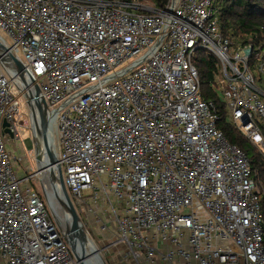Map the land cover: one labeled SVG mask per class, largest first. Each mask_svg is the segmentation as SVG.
Returning a JSON list of instances; mask_svg holds the SVG:
<instances>
[{
  "label": "built area",
  "instance_id": "2783aa9c",
  "mask_svg": "<svg viewBox=\"0 0 264 264\" xmlns=\"http://www.w3.org/2000/svg\"><path fill=\"white\" fill-rule=\"evenodd\" d=\"M212 3L0 0V264H79L49 209L58 181L19 174L8 148L35 86L33 137L39 102L56 177L58 167L73 206L124 261L264 264V174L216 128L192 63L199 49L218 59L229 119L264 163V83L253 75L264 76V51L251 70L252 47L221 35Z\"/></svg>",
  "mask_w": 264,
  "mask_h": 264
},
{
  "label": "trees",
  "instance_id": "16d2710c",
  "mask_svg": "<svg viewBox=\"0 0 264 264\" xmlns=\"http://www.w3.org/2000/svg\"><path fill=\"white\" fill-rule=\"evenodd\" d=\"M131 1V0H120ZM139 4L163 8L168 0H133ZM212 9L218 19L220 33L231 44L253 49L251 70H254L255 54L264 51V0H213ZM192 63L197 70L199 91L203 101L212 102L216 109V128L227 142L237 146L249 160L259 178L264 174L261 154L240 134L229 119L224 101L221 98L219 83L222 80L218 59L204 49L195 52ZM258 85H263L264 76L255 75Z\"/></svg>",
  "mask_w": 264,
  "mask_h": 264
},
{
  "label": "rangeland",
  "instance_id": "374dc122",
  "mask_svg": "<svg viewBox=\"0 0 264 264\" xmlns=\"http://www.w3.org/2000/svg\"><path fill=\"white\" fill-rule=\"evenodd\" d=\"M144 6L152 7L151 5L147 3H142ZM14 95H18L16 90H13ZM20 106H19V122H21V126L19 128V137L18 140H12L10 145L8 146L11 153L16 157L17 166H18V173L19 174H25V175H32L38 170L41 169L40 166V159L43 157V153L41 151V148L38 145L37 140L33 137L32 129L30 127V121H29V109L26 106V103L23 98L19 99ZM50 143L52 147L51 142V135H50ZM53 148V147H52ZM42 170V169H41ZM49 172L46 173V175ZM41 179V177H38ZM37 177L32 178L31 185L34 187V189L41 195L43 200H45V196L42 189V182ZM49 179V175L47 176V180ZM54 193L52 190L46 188L47 190V196L48 201L51 204V209L53 211L50 212L54 216V220L59 225V227L64 228L65 222L63 221V214L60 210V206L57 205L54 198H59L58 192L55 191ZM74 207V206H73ZM76 213L78 214L81 223L83 225L84 232L86 234L87 239L89 240L88 243L90 244L91 248L86 245L84 250V245H81L78 247L77 250L82 253L83 259L88 262V264H96L94 259V253L92 248L95 250V252L98 251V255L100 259L103 261V264H120V261H122L121 264H132L130 260L124 261L126 258V252H124V248L119 245H114V238L110 236L109 233L101 232L97 225L94 223V219L92 216H86L83 214V212H80V210L77 207H74ZM84 213H87V209L84 208ZM108 208L104 209L105 212H108ZM53 212V213H52ZM85 216L88 222H85ZM122 258V260H121Z\"/></svg>",
  "mask_w": 264,
  "mask_h": 264
},
{
  "label": "water",
  "instance_id": "95a60500",
  "mask_svg": "<svg viewBox=\"0 0 264 264\" xmlns=\"http://www.w3.org/2000/svg\"><path fill=\"white\" fill-rule=\"evenodd\" d=\"M9 56H10V58L14 64L16 70L21 71L22 70L21 63L11 54ZM35 91H36L35 97H29V96L23 95V99H24L27 106H30L32 99L36 100V101L38 100L37 99L38 88L36 86H35ZM36 103H37L38 116H39L38 126H37V121L35 120V118L34 117H32V118H33V122L35 123L37 133L40 136V138L42 139V145H43V148H44L45 153L47 154V158H48V170H50V169H53V166L55 164H57V160H56L54 153L49 150V146H48V143H49L48 136H47L48 125H47V122L45 119V112H44L45 106L39 102H36ZM245 124H246V122L244 121L243 125H245ZM3 126L6 127L7 124L4 123ZM4 133H7L11 138L13 137V135L9 132L8 129H4ZM50 176H51V173H49V177ZM57 181H58V194L60 193V195L62 197L57 198L56 203L58 206H60V210L64 216V219L65 220L67 219V221L70 219V222L69 221H68L69 223L65 222V227L61 228V227H59V225L54 220V216H53L54 214L53 215L51 214V216H52L54 223L58 227L62 237L64 238L65 242L68 244L70 251L72 252L75 259L78 261L79 264H84V262L77 255V252H78L77 249H78V247L81 246V242L83 241V236H84L85 232H84L81 220H80L78 214L76 213V211L73 207V204L70 200V197L67 193V190L64 186L61 171L59 170L58 167H57ZM48 204H49V208L51 209V204L50 203H48ZM51 211H52V209H51ZM85 236H86V234H85ZM84 240H85V238H84Z\"/></svg>",
  "mask_w": 264,
  "mask_h": 264
},
{
  "label": "bare ground",
  "instance_id": "6f19581e",
  "mask_svg": "<svg viewBox=\"0 0 264 264\" xmlns=\"http://www.w3.org/2000/svg\"><path fill=\"white\" fill-rule=\"evenodd\" d=\"M47 136H48V141H49V143H48L49 150H50L51 152H53V148L51 147V143H50V133H48ZM37 142H38V145H39V147L41 148V151H42V153H43V157L40 159V166H41L42 171L44 172V176H43V177H44V181H46V180H45V177L48 176L49 173L53 174V176H54V179H53V180L57 181V177H56L55 169H50V170H48V158H47V154L45 153V150H44V148H43V145H42V139L40 138V136H39ZM47 172H49V173L46 175ZM45 183H46V182H45ZM46 191H47V190H46ZM55 191L58 192L57 189H55ZM52 211H53V210H52ZM53 214H54V213H53ZM54 215L56 216V214H54ZM63 221L66 222V223H69V222H70V219L68 220V221H69V222H68L67 219L65 220V219L63 218ZM84 238H85V240H84ZM88 241H89V240L86 238V236H85V234H84V236H83V241L81 242V245H82V244L84 245V250H85L86 245H88V247L91 248V246H90V244L88 243ZM92 250H93V253H94L95 263H96V264H103V261L100 259L99 255L97 254L98 251L95 252V250H94L93 248H92ZM77 251H78V252H77L78 257L84 262V264H88V262L85 261V260L83 259L82 253L79 252V250H77Z\"/></svg>",
  "mask_w": 264,
  "mask_h": 264
}]
</instances>
